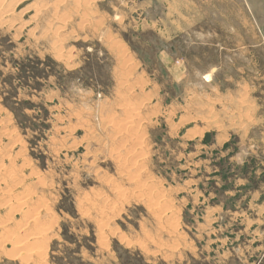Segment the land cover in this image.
Listing matches in <instances>:
<instances>
[{"label":"rangeland","instance_id":"374dc122","mask_svg":"<svg viewBox=\"0 0 264 264\" xmlns=\"http://www.w3.org/2000/svg\"><path fill=\"white\" fill-rule=\"evenodd\" d=\"M0 120V264H264V0H0Z\"/></svg>","mask_w":264,"mask_h":264},{"label":"bare ground","instance_id":"6f19581e","mask_svg":"<svg viewBox=\"0 0 264 264\" xmlns=\"http://www.w3.org/2000/svg\"><path fill=\"white\" fill-rule=\"evenodd\" d=\"M3 2H4V0H3ZM6 5H8V4H6ZM13 7H14V5H13ZM9 10V9H8ZM10 11V10H9ZM25 16V15H24ZM91 20H93V19H91ZM8 21V20H7ZM62 46V45H61ZM124 76V75H123ZM124 85H125V83H124ZM129 98V97H128ZM125 102V101H124ZM123 105V104H122ZM125 106V105H124ZM130 109V108H129ZM136 110V109H135ZM128 111V110H127ZM137 111V110H136ZM127 114V113H126ZM136 116V115H135ZM119 117V116H118ZM130 118V117H129ZM140 119V118H139ZM4 120V119H3ZM1 121V120H0ZM123 121V120H122ZM124 122V121H123ZM110 123V122H109ZM131 123V122H130ZM114 124H116V123H114ZM114 126V125H113ZM123 126V125H122ZM125 126V125H124ZM123 126V127H124ZM133 127V126H132ZM124 130H125V128H123ZM123 132V131H122ZM119 134V133H118ZM121 134V133H120ZM9 138H11V137H9ZM140 140V139H139ZM14 143V142H13ZM122 144V143H121ZM125 144V143H124ZM131 145V144H130ZM134 148V147H133ZM11 149V148H10ZM19 153H22V150L19 152ZM127 155V154H126ZM130 155V154H129ZM3 161V160H2ZM14 163V162H13ZM142 163V162H141ZM4 164V163H3ZM11 165V164H10ZM30 167V166H29ZM21 171V170H20ZM24 171V170H23ZM26 171V170H25ZM4 172V171H3ZM37 174V173H36ZM21 175V174H20ZM30 176H31V174H29ZM33 175V174H32ZM35 175V174H34ZM7 177V176H6ZM9 177V176H8ZM14 178V177H13ZM41 180V179H40ZM25 181V180H24ZM2 182V181H1ZM21 182V181H20ZM19 183V182H18ZM19 186V185H18ZM17 186V187H18ZM11 189V188H10ZM6 194H8L7 192H3V191H0V198L2 197V196H6ZM18 197V196H17ZM2 198H4V197H2ZM6 198V197H5ZM22 199V198H21ZM46 200V199H45ZM8 201V200H7ZM6 201V202H7ZM21 203V202H20ZM19 207V206H18ZM14 209V208H13ZM34 209H35V207H34ZM33 210V209H32ZM30 211V210H29ZM11 213V212H10ZM6 225V224H5ZM14 235V234H13ZM35 236V235H34ZM37 236V235H36ZM18 238V237H17ZM10 239V238H9ZM21 239V238H20ZM176 241V240H175ZM23 243V242H22ZM20 244V243H19ZM22 245V244H21Z\"/></svg>","mask_w":264,"mask_h":264}]
</instances>
